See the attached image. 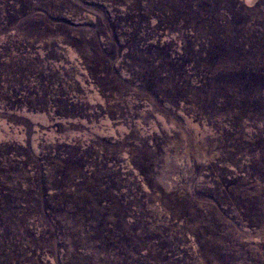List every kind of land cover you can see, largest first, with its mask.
Masks as SVG:
<instances>
[{"label": "rangeland", "instance_id": "1", "mask_svg": "<svg viewBox=\"0 0 264 264\" xmlns=\"http://www.w3.org/2000/svg\"><path fill=\"white\" fill-rule=\"evenodd\" d=\"M0 264H264V0H0Z\"/></svg>", "mask_w": 264, "mask_h": 264}]
</instances>
